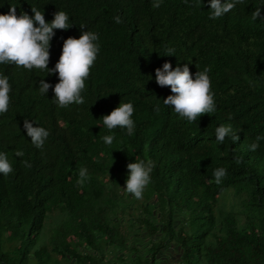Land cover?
I'll return each instance as SVG.
<instances>
[{
    "label": "trees",
    "instance_id": "16d2710c",
    "mask_svg": "<svg viewBox=\"0 0 264 264\" xmlns=\"http://www.w3.org/2000/svg\"><path fill=\"white\" fill-rule=\"evenodd\" d=\"M155 2L0 0V15L10 7L30 17L35 8L48 23L57 11L68 15L69 28L53 30L48 70L67 38L99 37L80 105L62 108L52 88L39 92L41 80L54 87L58 74L0 64L11 87L0 153L13 168L0 174V264H109L108 252L125 264H156L169 245L180 248L175 264H264V139L250 151L264 137V18L252 19L257 8L264 17V0H239L216 19L210 0ZM165 62L187 64L193 79L209 68L215 111L188 122L164 105L174 94L157 85L155 70ZM120 102L134 107L131 136L101 119ZM25 119L49 132L42 148L31 143ZM220 125L232 129L222 143ZM104 135H114L111 145ZM148 159L151 182L137 200L123 189L126 166ZM217 168L227 170L220 184ZM226 190L237 198L230 210L219 203Z\"/></svg>",
    "mask_w": 264,
    "mask_h": 264
},
{
    "label": "clouds",
    "instance_id": "9594fccd",
    "mask_svg": "<svg viewBox=\"0 0 264 264\" xmlns=\"http://www.w3.org/2000/svg\"><path fill=\"white\" fill-rule=\"evenodd\" d=\"M239 0H210L208 5L211 15L210 19H216L231 11ZM154 8L160 7L159 0L152 5ZM33 15L23 13L16 15V8L10 7L8 14L0 15V64L12 63L24 69H46L48 74H58L59 82L53 87L43 80L39 83V92L45 94L49 88L54 93V102L59 107H67L71 104H83L81 96L85 88V80L90 74V68L96 60L99 51L98 34L91 31H83L78 39L67 38L63 42L62 52L55 67L47 69L49 62V47L54 29L67 30L69 28L68 15L63 11L54 13L51 23L45 21L43 13L35 8H31ZM264 18L261 16V9L257 8L252 13V19ZM116 23H121V18L116 16ZM38 25V26H36ZM174 49L167 50V56H172ZM209 68L203 71H196L193 79L189 67L172 69L170 63L165 62L162 69L155 70V80L160 87H169L171 93L163 100L164 105L171 106L175 113L185 118L188 122H193L198 116L215 111V102L211 91V81L208 75ZM11 90L8 77L0 76V114L7 112L9 106V92ZM159 111V108L156 109ZM134 112L132 103H121L110 114L103 116V125L112 130L116 127L127 130V134H133L135 124L131 118ZM33 122L25 119L23 128L31 143L36 148H42L49 132L38 126H33ZM232 132L231 126L220 125L215 129L216 140L222 143L225 137ZM114 135H104V144L111 145ZM234 140L238 137L233 135ZM264 137L257 136L250 145V151H256L259 141ZM16 157H23L22 151L15 152ZM237 164L242 160L236 158ZM25 167H31L27 161H22ZM128 176L125 181L124 190L139 200L143 198L144 189L151 182V173L155 163L151 160H139L127 164ZM13 171L6 153H0V174L7 176ZM227 175L225 168H217L213 172L215 182L220 184ZM77 184L82 186L87 179V169L80 168L78 172Z\"/></svg>",
    "mask_w": 264,
    "mask_h": 264
},
{
    "label": "crops",
    "instance_id": "0c3cea01",
    "mask_svg": "<svg viewBox=\"0 0 264 264\" xmlns=\"http://www.w3.org/2000/svg\"><path fill=\"white\" fill-rule=\"evenodd\" d=\"M178 221V220H177ZM179 222V221H178ZM179 223L177 224V227ZM180 248L176 247L174 245L167 246L162 253L159 256L158 261L156 264H175V262H178V258L180 255ZM106 261H108L109 264H125L126 258H121L122 254L116 253H106ZM121 259V260H120ZM126 264H132L130 260Z\"/></svg>",
    "mask_w": 264,
    "mask_h": 264
},
{
    "label": "rangeland",
    "instance_id": "374dc122",
    "mask_svg": "<svg viewBox=\"0 0 264 264\" xmlns=\"http://www.w3.org/2000/svg\"><path fill=\"white\" fill-rule=\"evenodd\" d=\"M219 203H225L226 210H230L231 204L235 205V203H237V198L234 197L232 190H226L219 198ZM235 209H237V207L234 206V210ZM53 218H55V215Z\"/></svg>",
    "mask_w": 264,
    "mask_h": 264
}]
</instances>
